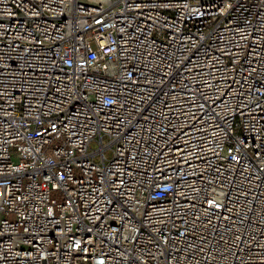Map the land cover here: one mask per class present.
<instances>
[{"label":"built area","instance_id":"2783aa9c","mask_svg":"<svg viewBox=\"0 0 264 264\" xmlns=\"http://www.w3.org/2000/svg\"><path fill=\"white\" fill-rule=\"evenodd\" d=\"M0 264H264V0H0Z\"/></svg>","mask_w":264,"mask_h":264},{"label":"rangeland","instance_id":"374dc122","mask_svg":"<svg viewBox=\"0 0 264 264\" xmlns=\"http://www.w3.org/2000/svg\"><path fill=\"white\" fill-rule=\"evenodd\" d=\"M97 148H98V144L94 143L93 144V149H97ZM106 156H107V158H110L111 157V152L107 151ZM97 159H99V157H97Z\"/></svg>","mask_w":264,"mask_h":264}]
</instances>
